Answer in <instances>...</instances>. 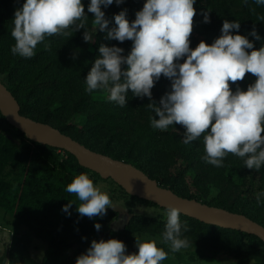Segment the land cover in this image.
Wrapping results in <instances>:
<instances>
[{
	"label": "trees",
	"instance_id": "16d2710c",
	"mask_svg": "<svg viewBox=\"0 0 264 264\" xmlns=\"http://www.w3.org/2000/svg\"><path fill=\"white\" fill-rule=\"evenodd\" d=\"M24 2L0 0V75L4 77L0 81L18 100L22 115L52 125L93 151L136 166L179 196L244 214L264 226V195L259 204L256 200L257 193H264V165L259 171L248 169L243 159L229 154L223 167H215L202 159L203 137L186 145L182 142L186 130L181 125H171L165 131L151 126L150 117L155 114L147 104L156 102L159 106L161 97L171 91L168 78L162 75L155 83L151 100L133 96L129 90L124 107L108 101L106 92L86 91L85 78L99 57L101 44L123 48L125 56L131 51L130 40L121 43L106 39L107 30L116 27L114 16L126 9L131 22L146 0H124L120 5L114 0L108 7L101 6L109 21L105 31H95L93 14L88 12L90 0H82L93 41H84V29L72 32V36L48 37L45 42L51 41V50L45 51L44 45L38 44L32 58L11 52L15 44L11 36L14 13ZM194 8L190 48L195 49L201 41L211 45L221 35L224 20L240 22V29L232 30V34L246 36L255 50L264 47V5L256 4L255 0H196ZM205 12L210 17L209 23L203 22ZM253 26L259 40L250 35ZM179 62L183 63V59ZM255 80L247 73L243 81L230 82V88L233 92L237 87L246 91ZM0 118L9 124L1 108ZM11 127L17 131L18 139L10 137L0 125V211L11 218V224L25 227L35 238L46 242L47 249L43 259L37 260L32 254L30 236L17 234L0 264H75L93 240L117 239L129 246L132 234L159 239L158 247L169 253L164 261L173 258L177 264L217 262L224 256L235 259L237 264H264V241L258 236L184 214L179 218L189 226L183 235L191 247L172 253L169 245L162 242L166 208L128 194L115 179H105L82 166L70 152ZM82 172L99 187L102 183L109 185L108 195L113 194L112 198L117 194L127 200L128 206L140 204L157 208L161 213L135 214L130 209L133 213L121 229L103 232V225L117 219L120 213L109 207L103 217L80 216L77 211L80 201L65 189ZM69 201L73 203L65 212L62 209ZM97 223L101 225L99 231L95 228Z\"/></svg>",
	"mask_w": 264,
	"mask_h": 264
},
{
	"label": "clouds",
	"instance_id": "9594fccd",
	"mask_svg": "<svg viewBox=\"0 0 264 264\" xmlns=\"http://www.w3.org/2000/svg\"><path fill=\"white\" fill-rule=\"evenodd\" d=\"M113 2L90 0L88 12L93 14L95 31L108 29L101 6ZM195 2L146 0L131 22L126 9L116 14V27L107 30L106 39L130 40L131 51L125 56L123 48L101 44L99 57L85 78L86 91L106 92L108 101L124 107L129 90L133 96L151 100V89L163 75L171 81V91L161 97L159 106L156 102L147 104L155 114L150 117L151 126L165 131L171 125H181L186 130L182 140L186 145L203 137L202 159L215 167H223L226 156L232 154L243 159L248 169L259 171L264 165V47L255 50L246 36L232 34L240 29V22L224 20L221 35L211 45L201 41L195 49L190 48ZM255 2L264 5V0ZM115 3L120 5L124 0ZM251 11L255 13V9ZM88 19L82 0H25L14 13L11 52L32 58L38 44H43L45 51L51 50V41L45 42L46 38L72 36L80 29L85 30L84 41L91 43ZM203 22H210L207 12ZM250 35L260 39L255 26ZM247 73L256 77L255 82L246 91L237 87L233 92L230 82L243 81ZM65 191L75 194L80 201L78 213L89 219L103 217L112 204L108 193L84 172L76 175ZM262 195L256 194L257 204ZM72 203L62 210L68 212ZM180 215L179 208L167 206L162 242L172 253L191 247L183 235L189 226L186 221L181 223ZM95 228L99 231L101 225L97 223ZM135 241L138 252L126 254V245L120 240H93L75 264H161L169 256L155 239L135 236Z\"/></svg>",
	"mask_w": 264,
	"mask_h": 264
},
{
	"label": "water",
	"instance_id": "95a60500",
	"mask_svg": "<svg viewBox=\"0 0 264 264\" xmlns=\"http://www.w3.org/2000/svg\"><path fill=\"white\" fill-rule=\"evenodd\" d=\"M0 108L11 126L37 141L70 152L82 166L99 173L105 179H115L128 194L153 202L161 208L177 207L181 214L191 218L253 234L264 241V226L246 215L179 196L171 189L161 186L136 166L93 151L52 125L22 115L18 100L2 81Z\"/></svg>",
	"mask_w": 264,
	"mask_h": 264
},
{
	"label": "rangeland",
	"instance_id": "374dc122",
	"mask_svg": "<svg viewBox=\"0 0 264 264\" xmlns=\"http://www.w3.org/2000/svg\"><path fill=\"white\" fill-rule=\"evenodd\" d=\"M0 78L4 80V77L0 75ZM0 125H2L3 129L6 130V132L9 134L10 137L14 139H18L17 131H15L14 128H12L9 124L6 122L1 121L0 118ZM255 182H257V178L255 179ZM102 191L109 193V185L102 183ZM111 196V207L117 211H119V217L117 219H114L110 223H106L102 227V231L106 232L110 229H121L124 225V222L128 220L131 217V213L135 214H147V215H159L161 213L160 210L153 207H146L140 204H132L130 206L127 205V200L123 198V196L115 195L114 198L113 194H109ZM130 209L133 212H130ZM11 218L9 216L7 217L4 212L0 211V259L1 257L7 253L12 237L17 234H28L32 240V254L37 260H42L45 250L47 249V243L43 242L42 240H39L35 238L25 227H22L17 224H11ZM135 236L141 237V238H152L156 241H159V239L154 238L151 235L147 234H132L130 235V245L126 246V254H133L138 252V248L136 247V241ZM237 264V261L230 257H220L217 262H205L204 264ZM161 264H177V262L171 258L167 261H162Z\"/></svg>",
	"mask_w": 264,
	"mask_h": 264
}]
</instances>
